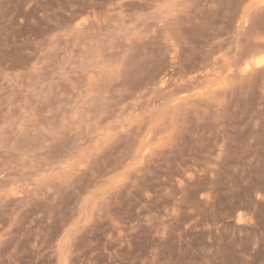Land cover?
Wrapping results in <instances>:
<instances>
[{
	"label": "rangeland",
	"instance_id": "374dc122",
	"mask_svg": "<svg viewBox=\"0 0 264 264\" xmlns=\"http://www.w3.org/2000/svg\"><path fill=\"white\" fill-rule=\"evenodd\" d=\"M0 264H264V0H0Z\"/></svg>",
	"mask_w": 264,
	"mask_h": 264
}]
</instances>
